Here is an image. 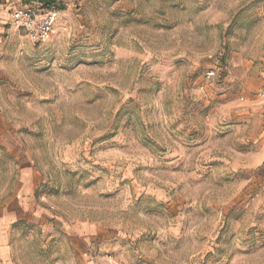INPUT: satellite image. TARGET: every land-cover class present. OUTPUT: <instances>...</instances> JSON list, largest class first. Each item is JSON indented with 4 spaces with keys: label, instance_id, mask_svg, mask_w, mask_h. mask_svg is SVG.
Returning <instances> with one entry per match:
<instances>
[{
    "label": "rangeland",
    "instance_id": "rangeland-1",
    "mask_svg": "<svg viewBox=\"0 0 264 264\" xmlns=\"http://www.w3.org/2000/svg\"><path fill=\"white\" fill-rule=\"evenodd\" d=\"M0 0V264H264V0Z\"/></svg>",
    "mask_w": 264,
    "mask_h": 264
},
{
    "label": "built area",
    "instance_id": "built-area-1",
    "mask_svg": "<svg viewBox=\"0 0 264 264\" xmlns=\"http://www.w3.org/2000/svg\"><path fill=\"white\" fill-rule=\"evenodd\" d=\"M57 14L55 4L48 5L44 0H27L16 9L14 19L36 43H44L53 33Z\"/></svg>",
    "mask_w": 264,
    "mask_h": 264
},
{
    "label": "trees",
    "instance_id": "trees-1",
    "mask_svg": "<svg viewBox=\"0 0 264 264\" xmlns=\"http://www.w3.org/2000/svg\"><path fill=\"white\" fill-rule=\"evenodd\" d=\"M48 5H53L57 0H44Z\"/></svg>",
    "mask_w": 264,
    "mask_h": 264
}]
</instances>
